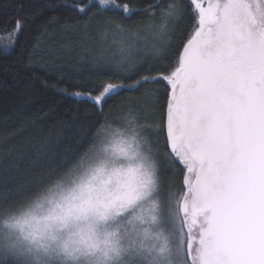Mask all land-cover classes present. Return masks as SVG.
Returning a JSON list of instances; mask_svg holds the SVG:
<instances>
[{"label": "snow or ice", "instance_id": "obj_1", "mask_svg": "<svg viewBox=\"0 0 264 264\" xmlns=\"http://www.w3.org/2000/svg\"><path fill=\"white\" fill-rule=\"evenodd\" d=\"M49 7L65 13L45 31L82 22L128 41L70 93L96 109L81 150L0 197V264H264V0ZM27 23L0 51L21 47ZM122 91L139 96L105 114Z\"/></svg>", "mask_w": 264, "mask_h": 264}, {"label": "trees", "instance_id": "obj_2", "mask_svg": "<svg viewBox=\"0 0 264 264\" xmlns=\"http://www.w3.org/2000/svg\"><path fill=\"white\" fill-rule=\"evenodd\" d=\"M63 2L69 0H0V49L15 38L11 33L16 18L28 21L19 38L21 47L9 53L0 51V197L14 196L25 178L53 170L81 150L89 125L97 118L96 109L90 101L70 93L104 71L93 62L96 57L110 55L121 40L128 41L102 27L86 29L82 22L65 27L62 21L45 31L41 25L47 16L65 13L49 5ZM189 23L180 24L174 41L181 42ZM140 46L137 42L130 50L137 61L146 58L143 51H137ZM32 76L38 79L30 82ZM104 79L130 82L110 73ZM44 80L57 88H44ZM65 88L67 94L59 91ZM138 96L122 91L105 105V114Z\"/></svg>", "mask_w": 264, "mask_h": 264}, {"label": "rangeland", "instance_id": "obj_3", "mask_svg": "<svg viewBox=\"0 0 264 264\" xmlns=\"http://www.w3.org/2000/svg\"><path fill=\"white\" fill-rule=\"evenodd\" d=\"M173 43H174V45H176V43L180 44V41L175 40V41H173ZM143 57H145V56H143ZM165 175L171 176L172 174L171 173H165ZM176 178L179 179L178 177H176Z\"/></svg>", "mask_w": 264, "mask_h": 264}]
</instances>
